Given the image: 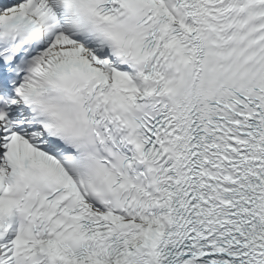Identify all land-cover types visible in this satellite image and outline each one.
Wrapping results in <instances>:
<instances>
[{
	"label": "snow or ice",
	"instance_id": "snow-or-ice-1",
	"mask_svg": "<svg viewBox=\"0 0 264 264\" xmlns=\"http://www.w3.org/2000/svg\"><path fill=\"white\" fill-rule=\"evenodd\" d=\"M0 264H264V0H0Z\"/></svg>",
	"mask_w": 264,
	"mask_h": 264
}]
</instances>
